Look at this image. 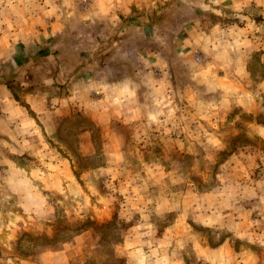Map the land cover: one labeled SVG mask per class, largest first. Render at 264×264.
I'll return each instance as SVG.
<instances>
[{"label":"rangeland","instance_id":"rangeland-1","mask_svg":"<svg viewBox=\"0 0 264 264\" xmlns=\"http://www.w3.org/2000/svg\"><path fill=\"white\" fill-rule=\"evenodd\" d=\"M195 1L157 5L145 34L131 12L98 14L89 0H0L12 29L26 23L40 34L57 23L44 48L68 76L94 65L92 88L82 86L89 116L61 117L47 137L70 160L72 186L39 197L37 224L30 220L18 251L65 249L66 264H264V91L248 87L256 107L197 83L200 65L175 46L185 23H197ZM231 16L223 21L243 26ZM36 56L42 73L47 58ZM252 72L264 77V67ZM1 152L27 170L24 153ZM14 182L0 184L2 216L21 202Z\"/></svg>","mask_w":264,"mask_h":264},{"label":"crops","instance_id":"crops-1","mask_svg":"<svg viewBox=\"0 0 264 264\" xmlns=\"http://www.w3.org/2000/svg\"><path fill=\"white\" fill-rule=\"evenodd\" d=\"M89 1L88 6L98 14L106 13L109 8L110 11L115 8V12L124 14L131 12L134 18L131 19L132 23L142 25L143 32L147 34L155 29L152 19L155 7L163 6L170 0ZM195 2L197 8L194 13L198 16L194 15L193 18L197 23L189 21L185 23L184 30L181 28L180 35L175 39L177 52L194 63L196 55L201 57V62L196 63L201 71L196 76L198 84L209 82L227 96L242 97L245 103L253 99L257 107L258 101L254 96L256 88L248 87L255 83L257 88L264 91V77L254 81L255 74L252 72L255 66L264 67V0ZM250 6L257 8L253 15L247 13ZM202 8L208 10L206 15L199 13L198 9ZM230 16L243 20V26L223 21ZM208 17H216L221 22H203ZM55 23L50 22V29L46 27L39 34L35 26L26 23L12 29L7 18L0 15V184L14 180L11 191L21 201L14 212L0 215V264H66L65 249L57 251L47 246L35 250L31 247L27 253H21L16 248L23 234L34 230L30 220L37 224L35 215L39 210V197L54 191L64 192L66 184L72 186L74 179L70 160L58 156L53 150V139L47 137L59 125L61 117L63 121L72 118V115L89 116L82 96L83 89L92 88L90 72L94 65H85L69 76L61 65H53L44 46L46 39L59 31ZM36 54L47 58L43 62L42 73L34 71ZM52 67L55 73L49 75ZM75 83H79V86ZM55 86L59 87L58 90H54ZM92 90L95 89H91L90 93ZM96 90L95 100L99 102L103 98L99 97L101 91ZM136 103L137 95L131 89V107H135ZM80 135L87 137L89 132L84 130ZM81 146L93 147L91 143ZM8 147L25 154V161L29 163L26 171L2 154L1 149ZM76 186L73 191L77 189ZM28 199L32 204L27 202Z\"/></svg>","mask_w":264,"mask_h":264},{"label":"built area","instance_id":"built-area-1","mask_svg":"<svg viewBox=\"0 0 264 264\" xmlns=\"http://www.w3.org/2000/svg\"><path fill=\"white\" fill-rule=\"evenodd\" d=\"M195 62L200 63L201 62V57L199 55L195 56Z\"/></svg>","mask_w":264,"mask_h":264}]
</instances>
